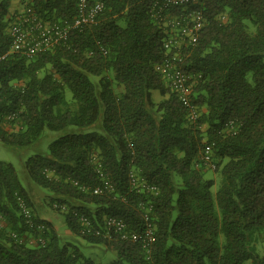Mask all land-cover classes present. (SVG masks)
Masks as SVG:
<instances>
[{
	"label": "trees",
	"instance_id": "obj_1",
	"mask_svg": "<svg viewBox=\"0 0 264 264\" xmlns=\"http://www.w3.org/2000/svg\"><path fill=\"white\" fill-rule=\"evenodd\" d=\"M16 1L49 22L79 12V0H0V54L11 46ZM98 1L104 8L96 21L74 29L66 43L0 61L1 141L28 148L46 129L75 128L53 140L47 156L28 158L25 184L13 164L0 161V264H264L257 246L264 233V0L192 5L206 19L197 43L184 44L180 65L190 76L189 99L200 109L194 122L157 69L168 56L172 25L155 19L154 0H87ZM181 11L174 6L164 14ZM208 147L213 169L201 162ZM93 153L114 191L94 193L101 177ZM197 161L219 173L216 190ZM132 170L155 184L156 193L133 188ZM38 192L78 234L81 215L95 223L114 215L141 230L140 205L152 203L149 253L132 240L82 235L116 253L112 262L98 263L61 244L54 224L40 217ZM18 196L44 231L26 223Z\"/></svg>",
	"mask_w": 264,
	"mask_h": 264
},
{
	"label": "built area",
	"instance_id": "obj_2",
	"mask_svg": "<svg viewBox=\"0 0 264 264\" xmlns=\"http://www.w3.org/2000/svg\"><path fill=\"white\" fill-rule=\"evenodd\" d=\"M198 1L199 0H154L153 7L155 19L158 21L167 19L172 25L170 35L164 42L168 56L163 60V63L157 65V69H159L168 80L171 89L175 90L183 102L189 107V118L191 122L196 121L199 117L200 109L191 103L189 99L191 90L190 76L181 69L180 65L184 60L182 54L184 44L188 41L189 44L195 45L198 41V33L206 24V19L202 12L195 8H191L192 5ZM174 6L182 7V11L172 16L171 19L169 15L164 14V12L166 9ZM103 8L104 4L101 1L90 5L87 0H79L78 16L73 20H65L62 23L43 20L33 7L28 5L17 9V11H13L12 19L8 27L12 37L11 46L7 52L0 54V61L4 60L13 52H23L28 57H33L45 50H50L57 45L66 43L74 29L95 22ZM222 19L225 20L226 16L222 15ZM171 52H173L172 56H170ZM229 125V129H231L233 127V121H230ZM211 156L212 151L208 147L201 154V162L213 169L215 168V164ZM91 159L95 161L97 172L101 177V183L94 186V193H102L105 189L114 191L115 187L112 181L106 177L102 163L98 160L95 153L92 154ZM129 178L133 188L156 193L157 186L149 183L137 172L133 170L130 171ZM85 188L87 187L84 186L83 189ZM17 201L21 207V213L29 227L44 231L46 228L45 223L36 222L34 220L31 208L27 205L25 199L18 196ZM54 207H61L64 209L62 205L57 203L54 204ZM140 207L143 217V228L141 230L131 229L122 217L109 215L104 217L101 222L95 223L89 217L81 215L78 220L80 234L86 237L101 238L108 243H113L115 240H132L133 242H139L142 248L149 253V248L154 241L156 232V225L153 222L152 216L153 204L141 203ZM12 235L18 238V234L15 231L12 232ZM21 241H23V237ZM38 241L44 243L45 238L39 236Z\"/></svg>",
	"mask_w": 264,
	"mask_h": 264
},
{
	"label": "rangeland",
	"instance_id": "obj_3",
	"mask_svg": "<svg viewBox=\"0 0 264 264\" xmlns=\"http://www.w3.org/2000/svg\"><path fill=\"white\" fill-rule=\"evenodd\" d=\"M21 5L22 3L16 1L12 6L11 11L18 9V7ZM201 109L203 110V107ZM74 129L75 128L70 127L67 130L60 132L46 129L44 131L43 137H41V139L36 144L28 148L14 149L10 145L0 140V161L13 164L21 181L23 184H25V179L28 177V172L26 169V161L28 158L36 154L47 156L49 154L50 143L53 140L59 138L62 134H65L66 132H72ZM197 163L198 161L195 163V166L203 171L207 178H212L215 180L216 185L213 187V190H216L220 181L219 173L211 169L201 168V166L197 165ZM38 193L39 194L36 193V195L43 196V198H38V204L37 202L36 204L39 205L42 203V208H46L50 212L47 214V218L53 222L55 229L60 236L61 244H67L71 247L76 246L81 253L92 258L98 263H109L116 258V253L112 249L108 248L105 244L91 242L81 234L73 232L66 222L65 216L59 211L53 210L49 206V199L46 194L41 192ZM41 201H44V203ZM257 246L258 252L264 254V233H262L258 239ZM246 264H250V262H247Z\"/></svg>",
	"mask_w": 264,
	"mask_h": 264
},
{
	"label": "crops",
	"instance_id": "obj_4",
	"mask_svg": "<svg viewBox=\"0 0 264 264\" xmlns=\"http://www.w3.org/2000/svg\"><path fill=\"white\" fill-rule=\"evenodd\" d=\"M49 213L50 212L46 208L45 209L44 208L39 209V214H40L41 219L48 221V222H52L49 218H47V214H49ZM24 238H26V240H29V241L32 240V238H30L29 236L27 237V235H25V234H24Z\"/></svg>",
	"mask_w": 264,
	"mask_h": 264
}]
</instances>
